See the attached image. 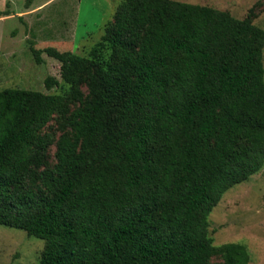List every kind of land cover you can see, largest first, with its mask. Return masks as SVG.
<instances>
[{"label":"trees","instance_id":"1","mask_svg":"<svg viewBox=\"0 0 264 264\" xmlns=\"http://www.w3.org/2000/svg\"><path fill=\"white\" fill-rule=\"evenodd\" d=\"M263 48L250 16L173 0H121L86 56L31 47L69 91L0 90V225L44 241L39 264H249L208 216L264 165ZM54 114L71 135L34 178Z\"/></svg>","mask_w":264,"mask_h":264},{"label":"rangeland","instance_id":"2","mask_svg":"<svg viewBox=\"0 0 264 264\" xmlns=\"http://www.w3.org/2000/svg\"><path fill=\"white\" fill-rule=\"evenodd\" d=\"M200 5L228 13L237 19L248 16L264 31V0H173ZM121 0H0V90L19 88L44 94L66 95L69 87L60 79V64L40 54L37 63L31 47L42 51L48 47L86 56L100 39L104 25L113 20ZM264 68V48H263ZM58 85L47 88L45 80ZM264 80V75H263ZM83 98L88 94L80 88ZM79 105H70L71 109ZM42 134L49 139L42 165L37 173L56 165L59 138L71 135L66 121L54 114ZM29 187L31 182L26 181ZM35 185L42 186L36 180ZM208 233L212 244L241 243L249 253V264H264V165L246 181L227 190L208 216ZM44 241L29 237L21 230L0 225V264H39ZM215 255L209 264H220Z\"/></svg>","mask_w":264,"mask_h":264}]
</instances>
